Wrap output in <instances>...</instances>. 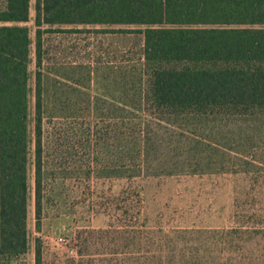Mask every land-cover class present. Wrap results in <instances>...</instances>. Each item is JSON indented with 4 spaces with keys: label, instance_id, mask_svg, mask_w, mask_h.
I'll list each match as a JSON object with an SVG mask.
<instances>
[{
    "label": "rangeland",
    "instance_id": "374dc122",
    "mask_svg": "<svg viewBox=\"0 0 264 264\" xmlns=\"http://www.w3.org/2000/svg\"><path fill=\"white\" fill-rule=\"evenodd\" d=\"M34 3L22 23L29 28L27 250L3 263L36 264L37 243L39 264H264V110L202 125L198 134L221 147L202 150L199 170L184 164L172 174L116 177L119 106L147 73L141 32L101 30L138 25H63L72 31L42 34L36 228ZM95 165L108 169L97 178Z\"/></svg>",
    "mask_w": 264,
    "mask_h": 264
},
{
    "label": "trees",
    "instance_id": "16d2710c",
    "mask_svg": "<svg viewBox=\"0 0 264 264\" xmlns=\"http://www.w3.org/2000/svg\"><path fill=\"white\" fill-rule=\"evenodd\" d=\"M34 11L37 229L44 169L43 33L72 31L62 26L77 24L143 26L101 30L141 32L147 73L143 86L126 89L133 100L119 106V136L111 142L120 153L116 177L172 174L184 164L199 170L202 150L221 147L210 134H198L202 125L264 110V0H35ZM28 20L29 0H1L0 264L27 250L29 28L22 23ZM105 167L94 168L97 178ZM116 169L111 167L112 175ZM39 258L36 243V264Z\"/></svg>",
    "mask_w": 264,
    "mask_h": 264
}]
</instances>
